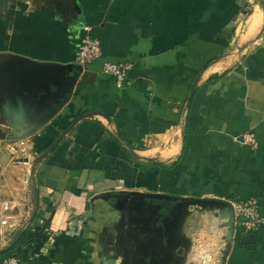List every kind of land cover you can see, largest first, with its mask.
<instances>
[{
    "label": "crops",
    "instance_id": "crops-1",
    "mask_svg": "<svg viewBox=\"0 0 264 264\" xmlns=\"http://www.w3.org/2000/svg\"><path fill=\"white\" fill-rule=\"evenodd\" d=\"M86 26L102 57L82 66ZM104 61L132 65L122 86ZM28 62L71 71L58 112L0 148V264H264V226L230 236L204 202L264 215V0H0L3 125L44 109L18 97Z\"/></svg>",
    "mask_w": 264,
    "mask_h": 264
},
{
    "label": "water",
    "instance_id": "water-1",
    "mask_svg": "<svg viewBox=\"0 0 264 264\" xmlns=\"http://www.w3.org/2000/svg\"><path fill=\"white\" fill-rule=\"evenodd\" d=\"M27 64L29 67L26 68L20 76V80H22V83L18 97L21 96L22 99H24L23 106L26 105L32 106V108L34 109L38 106L40 107L43 106L44 109L40 111L39 115L35 116V118L34 117L27 118L26 116L22 115L13 118L12 122H9V125H3L2 123H0L1 152H5L7 150L6 149L7 145L14 146V149H17L16 145L14 144L18 141V139H20L25 135H29L26 134L25 132H21V130H28V131L37 130L40 128L42 124H45L50 120V117L45 118L46 115L51 116L53 114L55 115L58 112V108L61 105V100L58 99L57 96L62 83V80L59 76L65 73L63 69H67L71 71L70 66L63 67L57 65H38L36 63H31V62H28ZM196 84L197 81L194 83L191 89L189 102L193 98ZM53 87L58 89L53 91ZM49 96L52 99L51 103L47 100ZM35 103L38 104V106ZM97 113H99V111ZM97 113H88L87 115H83L80 118L86 116H92ZM80 118H78L77 120H79ZM68 131L69 129L65 132V134L68 133ZM58 143L59 140H57L55 145H53L50 149L54 148V146H56ZM134 194L142 197L143 199L132 205L134 209H140L141 204L145 198L162 197L161 194H141V193H134ZM204 202L211 203L221 208V211L218 213V216L229 224L230 236H231L233 233V218L230 212V204L226 201L225 202L219 201L218 199H205ZM117 205L118 207H124V202L118 201ZM193 206L194 204L191 205V208H193ZM18 235L19 232H16L13 235V238L17 237Z\"/></svg>",
    "mask_w": 264,
    "mask_h": 264
},
{
    "label": "built area",
    "instance_id": "built-area-1",
    "mask_svg": "<svg viewBox=\"0 0 264 264\" xmlns=\"http://www.w3.org/2000/svg\"><path fill=\"white\" fill-rule=\"evenodd\" d=\"M102 57V43L99 39L90 34V27H85V35L81 39L80 46L76 53L77 62L84 66ZM130 63H113L104 61L102 64L103 72L112 75L117 86H122L125 82L126 75L131 69ZM245 142L256 149L258 147V140L253 133H246L243 135ZM230 204V212L233 218V233L238 230L243 233H252L264 226V215L259 206V201L256 197L247 199H226ZM12 206L9 202L0 203V224L2 227L1 236L4 239L6 232L15 227L11 223ZM233 237V236H232ZM2 264H20L17 257H12L3 261ZM227 264V263H225Z\"/></svg>",
    "mask_w": 264,
    "mask_h": 264
},
{
    "label": "trees",
    "instance_id": "trees-1",
    "mask_svg": "<svg viewBox=\"0 0 264 264\" xmlns=\"http://www.w3.org/2000/svg\"><path fill=\"white\" fill-rule=\"evenodd\" d=\"M13 249H11L10 251H12Z\"/></svg>",
    "mask_w": 264,
    "mask_h": 264
}]
</instances>
